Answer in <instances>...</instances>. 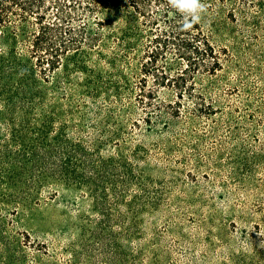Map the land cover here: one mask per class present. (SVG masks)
<instances>
[{"label": "rangeland", "instance_id": "1", "mask_svg": "<svg viewBox=\"0 0 264 264\" xmlns=\"http://www.w3.org/2000/svg\"><path fill=\"white\" fill-rule=\"evenodd\" d=\"M231 5L235 20L219 4L218 42L231 47L237 75L263 90V4ZM67 71L48 82L0 80V264H264V92L242 98L249 114L262 113L235 127L219 177L178 192L140 188L133 199L122 186L121 136L110 134L120 117L102 93L87 97V82L64 84ZM226 146L219 140L214 158Z\"/></svg>", "mask_w": 264, "mask_h": 264}, {"label": "trees", "instance_id": "2", "mask_svg": "<svg viewBox=\"0 0 264 264\" xmlns=\"http://www.w3.org/2000/svg\"><path fill=\"white\" fill-rule=\"evenodd\" d=\"M233 1L264 9V0H203L201 21L184 30L168 0H0V56H6L0 80L48 82L68 70L64 84L87 82V97L102 93L105 109L120 117L119 133L113 125L110 134L121 136L116 145L123 143L118 158L128 197L140 188L178 192L219 177L235 127L262 113L249 114L242 98L264 89L237 75L231 47L218 42L219 4L235 20ZM242 17L259 25L247 12ZM227 70L232 77L224 80ZM219 140L227 145L222 159L214 158Z\"/></svg>", "mask_w": 264, "mask_h": 264}, {"label": "clouds", "instance_id": "3", "mask_svg": "<svg viewBox=\"0 0 264 264\" xmlns=\"http://www.w3.org/2000/svg\"><path fill=\"white\" fill-rule=\"evenodd\" d=\"M168 4L182 17L184 30H190L198 24L207 11L203 0H168Z\"/></svg>", "mask_w": 264, "mask_h": 264}]
</instances>
